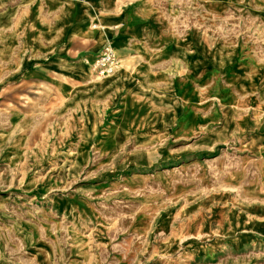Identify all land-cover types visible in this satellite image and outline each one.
I'll use <instances>...</instances> for the list:
<instances>
[{
  "label": "rangeland",
  "instance_id": "obj_1",
  "mask_svg": "<svg viewBox=\"0 0 264 264\" xmlns=\"http://www.w3.org/2000/svg\"><path fill=\"white\" fill-rule=\"evenodd\" d=\"M0 264H264V0H0Z\"/></svg>",
  "mask_w": 264,
  "mask_h": 264
},
{
  "label": "built area",
  "instance_id": "obj_2",
  "mask_svg": "<svg viewBox=\"0 0 264 264\" xmlns=\"http://www.w3.org/2000/svg\"><path fill=\"white\" fill-rule=\"evenodd\" d=\"M94 70L101 76L112 73L118 65V58L112 48L106 47L91 63Z\"/></svg>",
  "mask_w": 264,
  "mask_h": 264
},
{
  "label": "crops",
  "instance_id": "obj_3",
  "mask_svg": "<svg viewBox=\"0 0 264 264\" xmlns=\"http://www.w3.org/2000/svg\"><path fill=\"white\" fill-rule=\"evenodd\" d=\"M103 49H104V48H103ZM95 58H96V57H95ZM95 58H94V59H95ZM94 59H93V60H94ZM93 60H92V61H93Z\"/></svg>",
  "mask_w": 264,
  "mask_h": 264
}]
</instances>
